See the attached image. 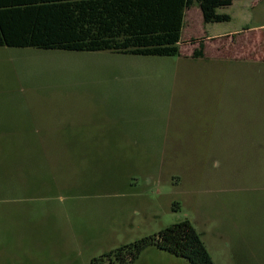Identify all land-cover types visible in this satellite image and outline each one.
<instances>
[{
    "label": "rangeland",
    "instance_id": "obj_1",
    "mask_svg": "<svg viewBox=\"0 0 264 264\" xmlns=\"http://www.w3.org/2000/svg\"><path fill=\"white\" fill-rule=\"evenodd\" d=\"M252 2L209 25L188 10L173 57L0 47V264H91L184 220L215 264H264V0Z\"/></svg>",
    "mask_w": 264,
    "mask_h": 264
},
{
    "label": "trees",
    "instance_id": "obj_2",
    "mask_svg": "<svg viewBox=\"0 0 264 264\" xmlns=\"http://www.w3.org/2000/svg\"><path fill=\"white\" fill-rule=\"evenodd\" d=\"M237 0H0V47L112 52L146 57L180 53L186 12L198 6L205 24L230 21L218 9ZM193 58L204 57V39ZM156 248L189 264H215L189 220L141 238L91 264H135Z\"/></svg>",
    "mask_w": 264,
    "mask_h": 264
},
{
    "label": "crops",
    "instance_id": "obj_3",
    "mask_svg": "<svg viewBox=\"0 0 264 264\" xmlns=\"http://www.w3.org/2000/svg\"><path fill=\"white\" fill-rule=\"evenodd\" d=\"M248 1H250V0H237V1H234L233 2V4L231 5V6H228L227 8H231V7H234L236 4H245V2H248ZM262 0H253V2L251 3V5L249 6V5H247V6H243V8H246V9H248L249 7H252V8H254V7H257L259 4H260V2H261ZM256 5V6H255ZM195 7V6H194ZM193 7V8H194ZM225 8V7H224ZM192 9V8H191ZM222 8H220V9H218V12H220V10H221ZM244 12H245V10H244ZM228 15V14H227ZM231 18V17H230ZM231 20V19H230ZM207 25H209V24H207ZM254 28H258V29H263L264 30V23L262 22V23H260V24H258V26H256V27H254ZM252 28H248V31H250ZM261 30H259V31H261ZM247 31V30H246ZM247 31V32H248ZM245 34V31H242V32H225V33H222V34H214V35H208V34H206L208 37H209V39H211V38H216V37H223V36H231L232 38H233V36L234 35H239V36H241V38H242V36ZM195 44V43H194ZM204 45H205V39H204ZM119 55H123V54H119ZM124 56H130V55H124ZM204 57H205V55H204ZM203 57V58H204ZM255 96H257V95H255ZM256 107V106H255ZM256 109V108H255ZM261 114L262 115H264V113H263V111H261ZM147 251V250H146ZM159 251V250H158ZM162 256V255H161ZM168 256V260L172 263V264H189L187 261H185L184 259H180V258H176V257H173V256H171V255H167ZM165 258H167V257H165ZM184 260V261H183ZM185 262H187V263H185Z\"/></svg>",
    "mask_w": 264,
    "mask_h": 264
}]
</instances>
